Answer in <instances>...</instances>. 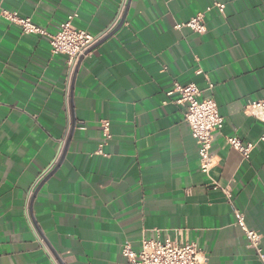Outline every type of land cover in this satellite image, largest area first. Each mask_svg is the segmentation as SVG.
Masks as SVG:
<instances>
[{
	"label": "crops",
	"instance_id": "0c3cea01",
	"mask_svg": "<svg viewBox=\"0 0 264 264\" xmlns=\"http://www.w3.org/2000/svg\"><path fill=\"white\" fill-rule=\"evenodd\" d=\"M0 9L49 33L73 12L95 37L122 20L71 76L45 38L0 21V264H126L122 244L137 252L154 230L195 244L207 264H261L233 209L264 251V123L244 112L264 99V0H0ZM199 13L205 34L174 29ZM188 83L223 119L209 177L179 95H167ZM232 136L254 144L248 158Z\"/></svg>",
	"mask_w": 264,
	"mask_h": 264
},
{
	"label": "built area",
	"instance_id": "2783aa9c",
	"mask_svg": "<svg viewBox=\"0 0 264 264\" xmlns=\"http://www.w3.org/2000/svg\"><path fill=\"white\" fill-rule=\"evenodd\" d=\"M220 14L224 12V5L216 3L213 5ZM210 8H207L209 11ZM77 17L76 12L69 14L60 24L58 30L49 33L45 29L35 25L30 18L20 17L16 12L0 9V21L13 25L22 34L39 36L45 38L52 55H62L66 58L68 73L71 76L76 63L80 57L100 39L73 25ZM204 15L199 13L190 18L186 23L176 24L174 29L186 27L195 34H205ZM212 89L213 85L209 84ZM179 95L176 104L183 110V119L187 124L192 138L197 144L200 172L209 177L214 164L212 154L213 133L220 131L223 126V119L219 115L216 103L212 98H203L202 91L193 83L174 84L172 93ZM246 115L264 123V99L252 101L244 107ZM108 122L102 121L101 127L105 140L109 139ZM226 141L230 147L239 153L243 158H248L254 148V144L245 143L237 137H228ZM100 153V151H98ZM215 188L228 193L227 189ZM235 225L241 230L247 241V247L254 250L261 264H264V251L261 250L262 237L255 231L250 230L244 220L243 214L233 209ZM121 254L126 264H207L198 247L193 243H179L169 237L160 238V231L154 230V237L143 238L140 242V249L135 252L130 244L125 242L121 247Z\"/></svg>",
	"mask_w": 264,
	"mask_h": 264
},
{
	"label": "water",
	"instance_id": "95a60500",
	"mask_svg": "<svg viewBox=\"0 0 264 264\" xmlns=\"http://www.w3.org/2000/svg\"><path fill=\"white\" fill-rule=\"evenodd\" d=\"M121 24H122V20L119 22V24H118V26L117 27H115L113 30H110V28H108L107 30H105L102 34H100L99 35V37L101 38V40H100V42H102V41H104L105 39H107L108 37H110V36H112L114 33H115V31L121 26ZM93 47V46H92ZM91 47V48H92ZM90 48V49H91ZM89 49V50H90ZM88 50V51H89ZM87 51V52H88ZM86 52V53H87ZM85 53V54H86ZM81 59H82V57H80L79 59H78V62L76 63V65H75V68H74V72L76 71V69H77V67H78V65H79V63H80V61H81Z\"/></svg>",
	"mask_w": 264,
	"mask_h": 264
}]
</instances>
